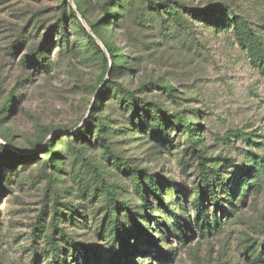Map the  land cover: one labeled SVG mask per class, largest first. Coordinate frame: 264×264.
<instances>
[{"label":"rangeland","instance_id":"1","mask_svg":"<svg viewBox=\"0 0 264 264\" xmlns=\"http://www.w3.org/2000/svg\"><path fill=\"white\" fill-rule=\"evenodd\" d=\"M176 1L189 8L226 7L248 23L264 49V0ZM108 2L0 0V143L16 153L14 168L4 165L0 173V264H264V67L231 27L208 26L184 13L188 31L169 20L162 24L146 0L110 3L113 18L105 19L102 7ZM68 6L119 50L120 68L107 75L110 90L99 109L103 57L76 19L68 21L69 42L61 39L60 19L71 16ZM46 36L52 39L48 66L32 65ZM112 81L170 115L183 114L199 142L188 143L176 126L168 127L172 143L159 132L141 131L146 117L138 110L131 119L133 107L117 96ZM95 119L105 126L104 142L97 139ZM89 122L88 140H75L71 135ZM51 140H56L53 161L44 152ZM125 162L176 182L183 206L167 185L166 207L182 218L186 243L171 233V214L159 211L147 184L144 197L136 191ZM203 162L211 174L220 172L233 200L222 194L224 208L204 226L197 224L193 205L204 189ZM98 174L143 219L157 245L144 235L131 238L126 260L119 243L98 234L107 212ZM202 196L211 217L212 203L207 193ZM120 212L134 234L135 226L124 219L127 212Z\"/></svg>","mask_w":264,"mask_h":264},{"label":"trees","instance_id":"2","mask_svg":"<svg viewBox=\"0 0 264 264\" xmlns=\"http://www.w3.org/2000/svg\"><path fill=\"white\" fill-rule=\"evenodd\" d=\"M119 0H109L108 3L103 5L102 10L104 14L105 19H110L111 12L109 10L110 3L114 4L118 2ZM132 1V0H131ZM62 3L66 4L67 0H61ZM149 10L153 13V16L158 17L162 24L166 20H169L175 27L177 26H184L185 30L188 31V25L185 19L181 18V14H191L193 16L194 20H199L202 24H206L208 26H216L217 28H220V25L228 26L233 29L236 36L238 37L239 41L241 42V45L248 50L251 58L258 62L261 67H264V49L262 47V42L258 38V36L253 32V30L249 27L248 23L240 16H237L234 12L228 10L226 7H221L218 5H213L208 8L202 9L200 6L195 7H187L185 3H181L179 1H163V2H157L154 0H146ZM70 8L71 16L67 17L66 15L62 16L60 19V26L62 33L60 34L61 39L65 40L66 43H68V21L69 18L76 19V21L79 23V27L81 30L87 35V38L89 42L94 45L95 49L100 53L103 57V71L101 74V83L100 86V92L97 96V103H96V109H99V107L104 103L105 97L107 93L109 92V87L106 85L107 82H110L109 80L106 81V77L109 73L110 68L112 69L111 75L113 72L120 68L118 66L117 60L119 58L118 55V48L115 47L113 44H110L102 39L99 38L95 31V25L90 23L85 15L80 12L77 13L71 6H68ZM81 17L84 20V22L87 24V26L90 28L92 34L100 40L102 45L104 46V50L95 42L94 38L91 34H89L84 27L80 25ZM218 17H225L226 19H218ZM113 18V17H112ZM52 42L51 37H45L44 41L41 43L39 49H37L34 53V57L30 59V63L32 65L37 64L41 65L43 68L47 67L46 65L47 61V55H49L48 51V44ZM110 75V76H111ZM104 85H103V84ZM115 86V93L117 96L122 98V102H125L128 106L133 107L134 114L131 116V119H134L135 116H139V111L141 110V113L146 117L143 122H139L141 131H149L152 130V134L154 132H159L162 136L165 137V140L169 143H172L171 138L167 135L169 131V126H176L178 130H181L183 132L184 137L186 138L187 142L192 144L193 146L196 145L197 142H199V139L196 141V137H199L198 135L194 134L193 125L187 122L183 118V114L176 113L175 115H170L167 113L164 109L160 107L157 103H148L146 101H143L141 99H138L136 94L134 92H131L127 90L125 87H123L119 83L111 82ZM169 92L173 91V89H167ZM9 101L7 105L5 106V109L8 108L10 105ZM198 117V114L196 115ZM95 121L98 123V130L96 132L97 139L99 141L104 142V133H105V126L102 124V121H99L98 119H95ZM92 123L89 122L84 130L78 131L76 134L74 133L71 135L75 140L81 139L82 141L88 140V135L92 134ZM198 130V126H197ZM55 141L51 140L49 143L45 145V151L47 152L48 156L53 161L54 157H56V151H55ZM104 146V145H103ZM105 149L108 150V154H112L111 150L104 146ZM22 153V152H20ZM14 156H16V153L12 152L6 145H3L0 143V161L2 160V164L0 165V173L3 170V166L5 165L6 168H14V165H12V160L14 159ZM26 161L30 160L29 157H24ZM199 160L203 161L202 155H198ZM11 166V167H10ZM125 170H127L131 176L134 183V188L136 191L143 195L144 193V186L147 184V190L148 194L152 197H155L156 200L159 203V211L161 208H165L167 212L171 214V218L173 219V222L171 223V233L177 236V238L182 241L183 243H186L188 240L187 237V228L184 227L182 223V218L180 215L176 213L175 210H170L166 207V195L164 193V188H167V185H170L172 188V196L175 198L177 203H180L181 206L183 204L180 201L179 193L177 188L176 182L173 180H169L167 183L165 179L158 175H148V173L145 170L137 169L133 167H129L128 163H124ZM200 175L203 179V190L198 193L197 197H194L193 199V205L196 210V222L198 225H201L203 221V226L209 222L210 218H216L218 209L219 211L222 210L224 207L222 205V201L224 197H222V194L226 197V200L231 203L233 200L231 190L229 189V186L227 183H225V180L221 178L219 171H213V174L208 171L207 166L203 162L200 166ZM99 177V186L102 189V191L105 192V200L107 203V212L105 215V218L103 222L101 223L100 228L98 229V234L101 236H105L106 239H109L111 242L119 243L118 250L119 252H122L123 254L121 256L125 257L126 260H129V255H127L128 250L132 248L131 246V238H134L136 241H140L141 236H145L150 238V241H148L149 244H151L153 247L157 245L158 240L155 238V236L148 231L144 229L141 222L143 219H138L136 214L133 212L130 206H127L124 203H120L118 199L117 193H115L111 187L107 184L106 180L101 177L100 174H98ZM162 183H165V185L162 186ZM203 193H207L209 196V201L212 203V206L214 208V214L210 217L208 213L205 211L204 208V202L202 200ZM146 195V194H145ZM144 197V195L142 196ZM168 201V200H167ZM152 207H148V210H151ZM120 210H123L127 212V215L124 217V219H127L128 222L131 225H134L136 228V232L134 234L130 233V230L126 228V222L122 221L121 219V212ZM154 212V211H153ZM155 222H157L158 226L160 228H166L163 224H160L157 220V218H154ZM201 220V223H200ZM170 227V226H169ZM58 227H56L57 229ZM162 231V229H161ZM170 231V229H169ZM160 236L164 239L166 238L164 236L165 232H160ZM62 237L65 239L64 233L62 234ZM168 240V239H165ZM66 241L72 244L74 241L71 239L66 238ZM130 246H128V245ZM73 245V244H72ZM130 247V248H129ZM133 250V249H131ZM70 258H75V255H69ZM134 264V263H132Z\"/></svg>","mask_w":264,"mask_h":264},{"label":"water","instance_id":"3","mask_svg":"<svg viewBox=\"0 0 264 264\" xmlns=\"http://www.w3.org/2000/svg\"><path fill=\"white\" fill-rule=\"evenodd\" d=\"M82 20V22H83V25H84V27H85V22H84V20L83 19H81ZM86 28V27H85ZM91 35H92V37L97 41V42H100L98 39H97V37L96 36H94L93 34H92V32H91ZM111 72H112V69L110 68V70H109V73H108V76H110L111 75Z\"/></svg>","mask_w":264,"mask_h":264}]
</instances>
